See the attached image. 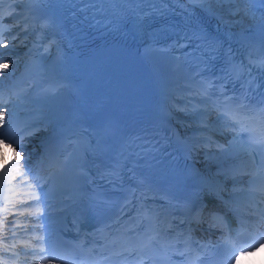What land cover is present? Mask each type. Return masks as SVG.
<instances>
[{
	"label": "snow or ice",
	"instance_id": "6c2138e0",
	"mask_svg": "<svg viewBox=\"0 0 264 264\" xmlns=\"http://www.w3.org/2000/svg\"><path fill=\"white\" fill-rule=\"evenodd\" d=\"M23 2L25 0L17 7H23ZM26 2L34 3L37 0ZM104 3L105 0H91L89 7L94 12L87 17L89 27L120 31V28L111 27V21L104 23L97 20L98 14L106 15ZM130 3L135 5L131 11L139 27H143L150 17L166 19L169 14L182 17V27H179L168 51H187V56L181 55L174 59L182 61L181 67L189 65L193 74L185 82L181 94L171 97L168 111L190 117L178 123L181 128H194L196 131L182 136L175 128L153 124L143 135L124 140L111 165L102 167L93 162L91 167L96 168L93 174L88 166V154L98 158L111 152L105 137L116 135V129L105 128L102 134L95 129H87L82 139L73 144L71 136L81 133L70 126L67 130L70 134L65 136L66 144L53 146L29 164L31 157L27 153L21 156L25 151L26 137L34 135L43 127L53 129L50 145H54L57 140L56 128L53 126L55 116L46 111V105L61 92L57 89L55 94H50L48 90L37 93L35 84L21 88L13 86L7 93V110H0V143L7 141L8 146L15 145L13 153L17 163L10 169L11 177L8 178L6 174L7 184L12 185L16 176H20L24 178L21 183L27 190L18 194L20 198L16 199L15 188L7 189L14 195L10 201L5 197L3 211L6 215L0 222V228L5 231L13 226L24 228L31 234L23 242V255L36 258L38 254H46L47 247L48 252L52 253L47 258L60 259L61 264H204L199 255L193 254L198 251L193 247V229L189 227L184 230L179 225L207 222L210 229H224L221 240L216 244L217 250L222 249L220 264H233V259L238 258L237 254L247 255L257 246L264 247V0H121V5ZM46 6L51 7L52 0H47ZM80 12L87 13L88 8H80ZM197 12L216 21L217 30L223 29L222 39L197 21ZM9 15L19 19L15 13ZM122 23L126 28L127 22ZM244 23L248 26L244 27ZM30 29L25 19L23 30L27 32ZM257 29L258 48L255 47ZM5 31L11 32L12 27L0 22V43H10L14 38L6 41ZM233 44L239 47L235 48ZM257 51L259 57L253 54ZM237 56H240L238 64ZM3 58L4 54L0 53V60ZM217 61L224 64L219 83L214 76H204ZM2 67L8 68V64ZM12 75L9 73V76ZM5 79L0 77V89H3ZM227 84L232 85L231 93L228 92ZM4 96L5 93L0 90V109L5 108ZM221 123L222 128L216 130L215 125ZM222 132L231 134L227 146L216 139ZM93 138L95 146L92 145ZM170 148L173 151H168ZM177 153H183L184 159L202 153L206 163L218 164L211 178L202 174L191 177L198 180V188L193 196L199 202V207L194 215H191L192 200L170 195L166 188L160 186L161 181H169L168 175L154 170V162L161 155L173 159ZM22 159L24 163H18ZM237 160L239 163L228 164V161ZM27 177H31V180ZM244 177L248 178L246 186L240 183ZM125 180L128 188L122 202L113 201L101 188L102 184H107L112 191H124ZM228 180L232 181L231 189L225 183ZM85 186L91 194L85 191ZM205 192L223 207L226 214L238 218L239 229L230 227L227 216L221 214L215 204L207 216L204 215L205 209L209 208L204 202ZM241 193L245 195L241 196ZM149 200L163 203L153 209L147 203ZM9 202L11 208L8 207ZM81 206L83 211H80ZM70 207L76 209L73 223L77 233L81 231L84 212L91 210L102 215L114 207L118 208L114 217L91 233L93 237L99 235L103 240L98 246L99 250L95 246L86 249L89 257L98 256V259H84L62 249L59 225ZM165 208L171 219H178L177 225L169 219L166 227H159L162 223L161 212ZM9 212L14 217L25 219L17 225L15 219L8 221ZM130 212L135 213L132 217L134 221L139 220L136 227L115 228L129 217ZM178 212L183 215L177 217L175 214ZM11 235V243L5 236L4 249L6 252L13 249L12 257H18L20 253L14 250L17 247V233L12 230ZM33 242L38 246L34 247ZM195 243L205 250L211 244L210 241ZM76 247L85 250L83 244H77ZM177 257L180 259L177 260ZM4 264H8L7 259Z\"/></svg>",
	"mask_w": 264,
	"mask_h": 264
},
{
	"label": "bare ground",
	"instance_id": "6f19581e",
	"mask_svg": "<svg viewBox=\"0 0 264 264\" xmlns=\"http://www.w3.org/2000/svg\"><path fill=\"white\" fill-rule=\"evenodd\" d=\"M246 25H247V23H246ZM11 151H12V153H13V148H11ZM17 151H19V149H17ZM14 154V153H13ZM21 156L23 157V153H21ZM21 162L20 163H24V160L22 159V160H20ZM214 164H215V162H214ZM214 164L213 165H208V167H212V166H214Z\"/></svg>",
	"mask_w": 264,
	"mask_h": 264
}]
</instances>
